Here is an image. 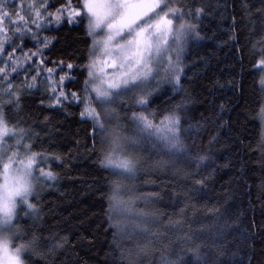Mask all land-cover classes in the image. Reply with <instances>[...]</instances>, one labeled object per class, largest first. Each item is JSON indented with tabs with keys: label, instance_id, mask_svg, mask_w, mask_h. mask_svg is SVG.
I'll list each match as a JSON object with an SVG mask.
<instances>
[{
	"label": "snow or ice",
	"instance_id": "snow-or-ice-1",
	"mask_svg": "<svg viewBox=\"0 0 264 264\" xmlns=\"http://www.w3.org/2000/svg\"><path fill=\"white\" fill-rule=\"evenodd\" d=\"M259 2L260 7L252 9L248 0H241L250 32L256 27L254 16L264 29V0ZM13 3L15 7L0 0V264H64L62 257L71 244L66 234L46 226L42 215L40 193L59 178L52 165H63L65 157L34 150L36 141L43 144L45 138L53 147L59 135V121L51 115L39 121V132L37 122L22 115V93L34 89L46 93L49 109L66 112L69 105L81 106L79 117L88 124L90 142L84 148L100 173L93 183L104 205L105 233L111 234L98 264H251L250 255L237 258L242 250L234 233L240 226L227 207L223 212L208 208L212 223L194 228L188 204L169 215L155 207L162 200L159 192L141 190L156 184L154 176L158 179L171 170L173 178L189 181L184 199L190 201L193 191L203 190L214 177L216 169L209 161L218 132L212 129L225 126V106L216 105L219 112L205 109L197 118L192 115L193 94L185 87L192 79L188 71L197 67L196 61L185 63L191 46L216 38L201 27L209 6L202 0H66L49 11L48 0ZM219 6L225 12L230 7L228 0ZM52 23L83 24L91 41L85 40L83 63L59 61L58 79L57 67H46L43 56L56 39L41 36ZM235 24L233 16L229 41L236 39ZM27 40L35 51H24ZM258 45L261 58L256 66L262 75L256 107L246 118L259 124H254L256 136L247 149L259 165L257 200L264 208V31L253 50ZM77 68L81 81L70 74ZM21 71L24 79L13 84ZM66 80L78 86L67 89ZM216 86L224 87L219 80ZM159 94L166 97L165 106L153 109ZM40 104L44 106L43 99ZM9 112L18 118L11 119ZM78 240L91 244L94 237L79 235Z\"/></svg>",
	"mask_w": 264,
	"mask_h": 264
},
{
	"label": "trees",
	"instance_id": "trees-1",
	"mask_svg": "<svg viewBox=\"0 0 264 264\" xmlns=\"http://www.w3.org/2000/svg\"><path fill=\"white\" fill-rule=\"evenodd\" d=\"M9 5L15 7L13 2ZM20 0H16L19 3ZM52 5L49 11L66 3V0H48ZM73 4L77 0H72ZM197 3L201 0H196ZM209 6V14L201 20V27L208 35H215V39L203 40L191 46L186 54L185 63L196 61L197 67L188 71L191 80L185 81L187 87L193 94L194 104L192 115L199 118L205 109L219 112L216 105L223 104L225 109L222 113L224 127L222 129H212L218 132V140L212 145L211 155L216 171L213 179L200 191H193V198L185 201L184 192L187 183L181 177L172 176V171L168 174L159 175L156 184L142 191H157L162 200L157 202L155 207L163 212L172 215L179 208H184L188 204V216L194 217L193 227L199 225H210L212 218L208 215L207 209L213 206L219 207L221 211L227 207L228 213L238 217L237 223L240 231L234 233L239 240L237 245L242 251L238 257L244 254L251 256V264H264V208L257 200L258 177L261 173L259 165L254 163L255 156L249 154L247 146L250 141H254L257 129L254 127L259 121L247 119L248 110L256 107L255 100L258 95V81L262 75V69L257 67L260 57V46L253 50V42L262 34V26L259 16H254L256 27L253 32L249 31L251 24L244 17L240 7L241 0H228L230 7L225 12L222 5L224 0H202ZM252 9L260 7L259 0H248ZM236 17L235 36L236 39L229 41L228 30L232 24V17ZM41 36L56 37L49 45L48 50L43 51L46 58V67H57L59 61L65 64L71 61L74 64H81L87 55L85 40V27L83 24L56 25L52 23L47 26ZM90 39L88 43L90 44ZM29 49L35 51V46L31 40L25 42L24 51ZM16 56L22 57L21 52ZM204 57V62L197 61V57ZM56 62L54 64L53 62ZM65 72L69 70L65 67ZM59 68L54 74L58 79ZM76 77L77 81L83 79V75L77 68L70 73ZM46 75V74H45ZM25 73L20 72L13 79V84L19 85L24 79ZM216 80L224 87H213ZM234 81L233 84L226 82ZM67 89H75L78 85L74 82L65 81ZM168 86H165L167 88ZM7 100V97H3ZM44 100V106L40 104ZM166 97L159 94L152 105L153 109H162L165 106ZM48 100L43 90H32L23 92L21 106L22 115L37 122L36 131H40L44 115H51L54 121H59V135L56 143L49 147V141L45 138L43 144L36 141L34 150L55 151L65 157L63 165L53 164V170L59 173L56 183L46 188L40 193L41 205L44 209L42 215L46 221V226L56 227L61 234H66L71 242L66 255L62 257L64 264H98L103 259V253L107 250L111 234L105 233L107 225L104 223L102 209L104 205L99 199L96 191L97 185L93 183L100 173L93 163L94 157L89 159V153L84 145L89 143L88 124L81 121L79 117V105L72 104L65 110H53L46 107ZM11 119H17L9 112ZM203 141L206 146V136ZM41 137L44 133L41 132ZM79 141V145L77 144ZM227 165V167H224ZM208 170H202V175H206ZM198 178V177H197ZM91 185V187H90ZM226 185V186H225ZM250 185L249 187H247ZM176 196L173 197L172 193ZM225 199L227 205H225ZM253 223L255 227H253ZM187 230V229H185ZM79 235L94 237V242L89 244L87 240L80 242ZM170 235H172L170 233ZM175 239V237H172ZM250 245V246H249ZM245 264L247 261L245 260Z\"/></svg>",
	"mask_w": 264,
	"mask_h": 264
},
{
	"label": "rangeland",
	"instance_id": "rangeland-1",
	"mask_svg": "<svg viewBox=\"0 0 264 264\" xmlns=\"http://www.w3.org/2000/svg\"><path fill=\"white\" fill-rule=\"evenodd\" d=\"M9 2H13V0H10ZM24 2L27 3V0H24ZM109 71H111V70H109ZM56 181H57V180H56ZM56 181H54V182H50V186H52L53 184H55ZM50 186H46V187L44 188V190H45L46 188H49ZM44 190H43V191H44ZM43 191H42V192H43ZM141 206H143V205L141 204Z\"/></svg>",
	"mask_w": 264,
	"mask_h": 264
}]
</instances>
